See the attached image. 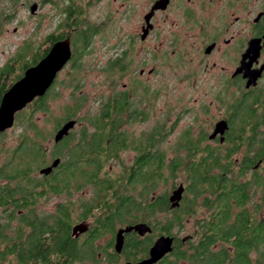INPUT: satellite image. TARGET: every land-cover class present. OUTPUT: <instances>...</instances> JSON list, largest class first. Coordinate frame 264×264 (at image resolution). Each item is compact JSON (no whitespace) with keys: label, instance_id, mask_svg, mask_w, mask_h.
<instances>
[{"label":"flooded vegetation","instance_id":"af4514ba","mask_svg":"<svg viewBox=\"0 0 264 264\" xmlns=\"http://www.w3.org/2000/svg\"><path fill=\"white\" fill-rule=\"evenodd\" d=\"M60 1L65 5L62 11L65 18L58 23L57 29L63 31L45 39L43 48L36 53L40 54V61L50 54L55 44L69 40L72 52L69 66L80 57L81 48L88 47V58L100 62L101 74L105 75L111 91L104 100L107 109L113 111L109 109L110 99L113 103L118 98L121 106L116 116L115 145L119 155L108 160L120 168L115 178L117 184L108 190L101 182L88 180V215L84 214L87 206L82 205L81 210L75 212L71 227V237L78 247L88 249V260H77L73 264H136L149 258L151 247L161 236L154 237L148 247L142 245L154 234L155 224H148L152 233L144 236L135 231L124 233L123 245L118 252V233L143 222L137 219V213L122 215L125 220H119L113 205L125 198L139 202V186L131 185L129 177L139 161L138 151L145 148L140 146V139L150 140L147 150L156 154V143L151 139H156L157 132L154 128L136 138L130 126L147 121L149 110L154 111L158 92L172 86L164 81L175 79L176 88L181 87L186 95L181 101L182 114L192 115L194 123L184 127L177 143L171 146L176 157L185 153L183 170L188 167L185 157L191 149L192 153L217 157L219 165L231 170L240 183L250 182L256 173L264 178V0H88L83 5L73 0ZM131 9L133 22L126 20ZM95 13L98 18L93 19ZM58 75L44 96L47 100L59 83ZM126 78L128 82L124 83ZM120 85L122 88L118 91ZM74 120L77 121L76 130L81 127L80 120ZM59 129L51 138L53 149L71 134L56 143L55 134ZM92 137L88 135V144ZM105 144L108 148L114 142L107 140ZM127 150L138 153L130 164L123 158ZM56 159L61 160L54 158L37 168L38 176H34V172L31 174L33 181L29 183L37 187L35 198L19 195L15 200L20 205L0 206V245L6 237L13 241H28L34 230L33 224L46 218L36 212L37 204L49 195L47 186L53 182L47 178L59 169L62 160L50 175L40 171ZM110 168L113 169V165ZM180 185L186 187V183L176 185L171 194ZM75 188L73 191L81 192ZM61 206L50 217L57 216ZM76 227L80 228L74 232ZM193 236L182 239L186 251ZM173 238L175 242L178 239ZM11 244L14 246L12 241ZM94 255H97L96 260H93ZM11 261L16 262L14 255Z\"/></svg>","mask_w":264,"mask_h":264},{"label":"trees","instance_id":"16d2710c","mask_svg":"<svg viewBox=\"0 0 264 264\" xmlns=\"http://www.w3.org/2000/svg\"><path fill=\"white\" fill-rule=\"evenodd\" d=\"M16 5V0H0V34L4 21L12 17ZM30 47L28 45L27 49ZM25 57L24 51L0 71V103L13 82L20 79L29 67L36 65L41 56L35 54L33 61L22 64ZM77 61V58L74 59L73 66L78 64ZM19 62L21 65L17 69ZM85 98L78 101L76 109H67L64 117L56 123V129L78 117L82 103L87 100ZM110 100L109 109L113 111L109 112L103 101L101 113L88 122L95 132L90 133L86 127L79 131L73 130L68 138L54 148L50 158H61L62 164L47 178L53 182L47 186L48 193L72 194L76 184L81 182L75 189L83 190L88 185V180L101 182L108 190L116 186L117 179L110 178L109 173H103L108 160L119 155L115 145L118 132L116 116L121 106L118 98L113 103ZM47 109L45 97L36 101L35 111L47 112ZM30 126L34 137L31 138L25 133L11 160L0 168V206L5 207L10 203L20 205L15 200L19 195L35 198L34 190L37 187L29 181H33L31 174L45 165L46 162L41 159L46 157L48 151L44 147L47 138L43 137L34 122ZM89 134L93 136L91 144H88ZM52 137L53 135L50 138ZM79 140L82 141L81 144ZM107 140L114 142L109 149L105 146ZM149 141H141L140 146L145 148L138 151L139 161L129 177L131 185L139 186V202L125 198L123 201H116L113 206H116L115 213L119 214L121 221L125 220L122 215L137 213L139 221L155 224L151 240L142 245H152L154 237L163 235L178 238L171 255L158 264H264L262 175L256 173L250 182L240 183L231 170L219 165L217 157L192 153L191 149L185 157L188 167L183 170V157L179 155L168 164L165 154H160L157 146L160 143L158 136L151 139L158 149L155 155L147 150ZM154 160L155 163H152ZM182 173L185 175L186 187L179 208L171 207L169 192L153 198L160 183L176 180ZM21 201L24 202V199ZM69 206L62 205L57 216H49L33 224L34 230L28 241L22 242V238H19L21 242L18 239L13 241L6 237L3 246L0 245V264L12 260L13 255L16 262L11 261L9 264H73L77 260H88V249L78 247L71 237V204ZM86 206L84 214L88 215V205ZM200 207L205 211L201 220H196L195 233L190 238L186 251L182 239L175 236L173 230L183 228L184 221L189 220V217L198 218ZM161 214L171 215L172 219H160ZM96 258L97 255H94L93 260Z\"/></svg>","mask_w":264,"mask_h":264},{"label":"rangeland","instance_id":"374dc122","mask_svg":"<svg viewBox=\"0 0 264 264\" xmlns=\"http://www.w3.org/2000/svg\"><path fill=\"white\" fill-rule=\"evenodd\" d=\"M73 1L81 5L88 3V0ZM66 3L67 2H65V4ZM16 4L12 17L4 21L0 34V69L8 63H11L12 60L16 59L18 55L24 53V51L26 57L21 63L33 61L35 54L43 48L45 39L51 34H59L63 31L62 28L57 29L58 23L65 18L64 15H62L65 5H62L60 0H16ZM33 4L38 5V9L34 15L30 13V6ZM128 14L126 20L133 22L134 17L132 9ZM96 18H98L97 13L93 16V19ZM74 42L76 44L75 39ZM28 45L31 46L29 49H27ZM77 49L78 48H76V50ZM81 49L80 57L77 58L78 64L73 66L74 64L72 62L71 65H67L58 75L59 83L51 91V95L47 100V112L35 111V104H31L16 117L13 128L0 137V168H3L11 160L13 153L19 148L23 140L22 136L25 133L31 138L34 137L33 131L29 128L31 127V122H34L37 128L42 132L43 137L47 138V141L44 142V147L47 148L48 152L46 157L41 160L48 163L51 160V153L54 150L50 137L56 130V125H58L56 123L64 117L67 109H76L78 101L84 97H86L85 99L87 100L82 103V108L80 112H78L77 117L80 120L81 127L76 130L79 131V129L86 127L90 133L95 132L88 122L94 116L101 113L103 101L108 97L111 91L107 87L105 75L101 74L100 62L88 58V47ZM20 65V62L16 65L17 69H19ZM167 80L169 82H164L172 86L158 92L154 111L153 109L149 110L150 115L147 121L131 125L130 131L137 138L142 137L143 133H149L156 128L158 139H160V143H158L159 145L157 146L160 154H165L167 163L169 164V160H174L176 158L175 153L172 151V147L177 143L178 135L183 131L184 127H187L190 123H194L191 120L192 115L187 116L182 114L183 107L181 101L186 98L185 93L181 91V87L176 88L175 79ZM123 82L127 83V78ZM121 88L122 85L118 86V91H121ZM133 100H135V98H133ZM86 119H88V121ZM174 131L176 132L173 133ZM162 134L163 137L161 139ZM141 141L146 142L145 139H140V142ZM157 150L156 147V151ZM184 155L185 153H181L179 157ZM137 156V151L133 150H127L123 153L126 164H130L133 160L135 161ZM111 165H113V169L110 168ZM119 172L120 168L111 161L107 163L103 171V173H109V177L112 179H115ZM33 175H39L38 169L34 171ZM185 182L186 179L183 173L179 175L176 180L170 179L168 183L162 182L153 195V198L163 195L165 192H169L170 195L172 188H174L173 185L176 187V185L181 183L185 184ZM89 197L88 187H85L81 192L72 191V194L68 192L63 195L49 193L44 200L37 204L36 212L43 217L54 216L58 206H69V204H71V211L73 213L71 217L75 220V214L81 210L82 205L88 204ZM204 211V208L200 207L198 210V218L189 217V220L184 221V227L181 229L175 228L173 234L180 239L193 235L196 228V220H201L200 218H202ZM159 217L160 219H165L166 217L172 219L171 215L161 214ZM9 262H11V260H8V262L4 264H9Z\"/></svg>","mask_w":264,"mask_h":264},{"label":"water","instance_id":"95a60500","mask_svg":"<svg viewBox=\"0 0 264 264\" xmlns=\"http://www.w3.org/2000/svg\"><path fill=\"white\" fill-rule=\"evenodd\" d=\"M38 9L37 4L30 6V13L34 15ZM72 58L69 40L54 45L50 54L36 66L26 70L24 77L17 81L2 97L0 103V134L11 129L15 124L16 114L32 104L36 98H42L54 83L58 73L64 69ZM77 126L76 120L65 122L55 134V142L64 140ZM61 163L56 159L51 166L40 171L43 175H50ZM185 193L184 185H180L170 196L173 209L179 208ZM80 227L74 228V232ZM135 231L141 236L152 233V227L146 223L126 228L118 233L117 251L123 245L124 233ZM175 239L171 236H161L150 249L149 258L136 264H158L174 250ZM131 264V263H129Z\"/></svg>","mask_w":264,"mask_h":264},{"label":"bare ground","instance_id":"6f19581e","mask_svg":"<svg viewBox=\"0 0 264 264\" xmlns=\"http://www.w3.org/2000/svg\"><path fill=\"white\" fill-rule=\"evenodd\" d=\"M26 109V108H25ZM22 112V111H21Z\"/></svg>","mask_w":264,"mask_h":264}]
</instances>
